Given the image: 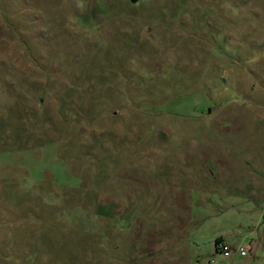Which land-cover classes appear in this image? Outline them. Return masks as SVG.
Wrapping results in <instances>:
<instances>
[{
  "label": "rangeland",
  "instance_id": "1",
  "mask_svg": "<svg viewBox=\"0 0 264 264\" xmlns=\"http://www.w3.org/2000/svg\"><path fill=\"white\" fill-rule=\"evenodd\" d=\"M260 72L264 0H0V264H237Z\"/></svg>",
  "mask_w": 264,
  "mask_h": 264
},
{
  "label": "crops",
  "instance_id": "2",
  "mask_svg": "<svg viewBox=\"0 0 264 264\" xmlns=\"http://www.w3.org/2000/svg\"><path fill=\"white\" fill-rule=\"evenodd\" d=\"M258 89L251 90L255 95L259 96L261 103L254 105V109H258V117H255L257 123L262 124L264 130V72L259 73L257 76ZM249 89L245 94H248ZM257 92V93H256ZM244 109V108H243ZM262 132V129H260ZM256 137V132L253 133V138ZM253 142L264 143V132L259 133V137L254 139ZM256 156H251L247 154H241L240 161L243 167L240 171V175L243 178V187L248 188L246 195L240 196L236 199V203L233 207L242 209L244 218H248L251 222L248 225H243L242 228L248 227V234L243 235L239 238H224L219 237L221 240L225 241L227 244L231 245L233 248L237 246H247L248 254L246 257L237 258V264H264V156L260 155L262 158ZM226 175H229L226 173ZM223 183L225 182V177L222 174ZM242 185V184H241ZM217 238V239H219ZM232 256V257H233ZM243 258V259H241ZM234 261V262H235ZM236 264V263H235Z\"/></svg>",
  "mask_w": 264,
  "mask_h": 264
},
{
  "label": "built area",
  "instance_id": "3",
  "mask_svg": "<svg viewBox=\"0 0 264 264\" xmlns=\"http://www.w3.org/2000/svg\"><path fill=\"white\" fill-rule=\"evenodd\" d=\"M215 252L222 255L225 258H231L234 254L239 257H246L248 254L247 248L244 246H237L233 248L231 245L227 244L225 241L220 240L214 243Z\"/></svg>",
  "mask_w": 264,
  "mask_h": 264
},
{
  "label": "trees",
  "instance_id": "4",
  "mask_svg": "<svg viewBox=\"0 0 264 264\" xmlns=\"http://www.w3.org/2000/svg\"><path fill=\"white\" fill-rule=\"evenodd\" d=\"M220 240H221L220 238H219V239H216V240H215V243L218 242V241H220Z\"/></svg>",
  "mask_w": 264,
  "mask_h": 264
},
{
  "label": "water",
  "instance_id": "5",
  "mask_svg": "<svg viewBox=\"0 0 264 264\" xmlns=\"http://www.w3.org/2000/svg\"><path fill=\"white\" fill-rule=\"evenodd\" d=\"M131 1H136V0H131Z\"/></svg>",
  "mask_w": 264,
  "mask_h": 264
}]
</instances>
